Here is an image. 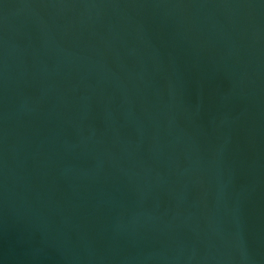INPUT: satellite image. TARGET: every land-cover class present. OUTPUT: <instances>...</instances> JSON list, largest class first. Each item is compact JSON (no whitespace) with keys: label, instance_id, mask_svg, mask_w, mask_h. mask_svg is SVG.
<instances>
[{"label":"water","instance_id":"obj_1","mask_svg":"<svg viewBox=\"0 0 264 264\" xmlns=\"http://www.w3.org/2000/svg\"><path fill=\"white\" fill-rule=\"evenodd\" d=\"M0 264H264V0H0Z\"/></svg>","mask_w":264,"mask_h":264}]
</instances>
